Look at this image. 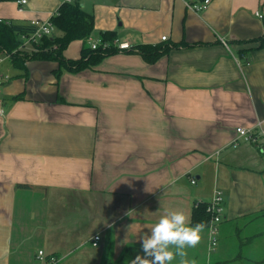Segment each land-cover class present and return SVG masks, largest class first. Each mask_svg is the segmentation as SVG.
Segmentation results:
<instances>
[{
  "label": "crops",
  "instance_id": "1",
  "mask_svg": "<svg viewBox=\"0 0 264 264\" xmlns=\"http://www.w3.org/2000/svg\"><path fill=\"white\" fill-rule=\"evenodd\" d=\"M198 1L81 0L90 38L114 33L132 52L77 73L56 75L54 61L20 69L0 48V264H47L41 250L56 264H129L166 210L192 218L216 190L218 245L210 251L207 225L188 261L264 264V156L234 141L238 126L264 127V49L235 43L264 34V0L187 8ZM63 2H0V19L33 26ZM180 43L153 64L136 53Z\"/></svg>",
  "mask_w": 264,
  "mask_h": 264
},
{
  "label": "trees",
  "instance_id": "2",
  "mask_svg": "<svg viewBox=\"0 0 264 264\" xmlns=\"http://www.w3.org/2000/svg\"><path fill=\"white\" fill-rule=\"evenodd\" d=\"M5 1L17 0H0V2ZM49 21L54 26L55 31L59 32L60 35L53 33L52 37H43L38 42V51H33L28 54L20 51L15 52L20 45L18 38L21 35L32 34L36 27L32 25L15 24L11 21H3L0 19V48L10 55L14 64L20 69H24L23 64L24 61L27 60L54 61L59 65L56 75H59L61 68L69 72L77 73L97 65L103 58L119 52L112 45L105 50L101 48L92 50L89 47L88 39L94 28V19L90 13L82 8L81 0H73L72 3L63 2L51 16ZM115 38L114 33H105L102 35L101 40L103 42L112 43ZM75 41H80L82 43L80 57L76 60H67L62 56L63 51L70 43ZM251 42H258L259 48L264 49V34L258 39L235 41L237 44H248ZM182 46L185 45L181 43L171 45H141L136 48V53L139 54L145 62L153 64L159 58L166 55L171 49ZM186 47H188V45H186ZM128 52L130 53L132 50H128ZM18 99H22V96H17L13 100ZM206 207V202H203L193 209L191 218V224L193 226L197 223H203L205 225L204 228L207 227L209 214L206 211Z\"/></svg>",
  "mask_w": 264,
  "mask_h": 264
},
{
  "label": "built area",
  "instance_id": "3",
  "mask_svg": "<svg viewBox=\"0 0 264 264\" xmlns=\"http://www.w3.org/2000/svg\"><path fill=\"white\" fill-rule=\"evenodd\" d=\"M66 3H72L73 0H63ZM16 3L18 5L26 4V0H17ZM210 0H202L198 2L188 3L186 4L187 8L194 12H201L208 8ZM36 27L34 32L29 35H21V40L23 41L19 48L20 50H26L27 47H35L38 45V42L43 37H52L55 32L54 26L50 21H45L41 23H35L33 25ZM166 37H162L161 40L165 41ZM88 45L92 50H96L98 48L107 49L111 45L115 47V49L119 52H125L130 50L129 43L119 42L118 40H113L112 43L103 42V41H93L91 38L88 39ZM5 79L2 75H0V82ZM235 142L238 140L243 141L246 144H249L256 148L258 151L262 153L264 156V128L260 123H255L250 127L238 126L235 128ZM236 144V143H235ZM191 184H195V180L191 179ZM206 211L209 214V222H208V247L210 251L214 250L218 245V236H219V225L224 219V197L223 193L219 190L213 192V195L209 201L206 203ZM100 240L99 235H95L92 238V246L96 247ZM37 259L40 262H44L47 264H56L57 260L53 256L46 257L44 252H37Z\"/></svg>",
  "mask_w": 264,
  "mask_h": 264
},
{
  "label": "clouds",
  "instance_id": "4",
  "mask_svg": "<svg viewBox=\"0 0 264 264\" xmlns=\"http://www.w3.org/2000/svg\"><path fill=\"white\" fill-rule=\"evenodd\" d=\"M204 227L203 223L193 226L184 211L166 210L151 231L140 237L143 255H136L129 264H172L177 257L180 264H190L186 249L199 245Z\"/></svg>",
  "mask_w": 264,
  "mask_h": 264
},
{
  "label": "rangeland",
  "instance_id": "5",
  "mask_svg": "<svg viewBox=\"0 0 264 264\" xmlns=\"http://www.w3.org/2000/svg\"><path fill=\"white\" fill-rule=\"evenodd\" d=\"M34 50H36V49H34ZM36 51H38V50H36Z\"/></svg>",
  "mask_w": 264,
  "mask_h": 264
}]
</instances>
